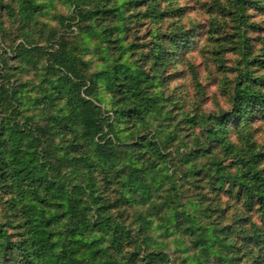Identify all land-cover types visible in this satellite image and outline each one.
Segmentation results:
<instances>
[{"label":"trees","instance_id":"obj_1","mask_svg":"<svg viewBox=\"0 0 264 264\" xmlns=\"http://www.w3.org/2000/svg\"><path fill=\"white\" fill-rule=\"evenodd\" d=\"M67 2L72 16L61 23L77 21L104 45V68L87 81L63 35L57 47L54 34L35 41L45 4L0 0V35L10 19L31 40L10 49L13 59L0 53V264H173L169 248L178 264H264V141L251 129L264 123V21L248 19V10L264 17V0H215L236 26L223 35L211 24L214 61L235 77L231 110L212 116L176 99L164 109L144 87L168 83L176 52L194 39L177 0ZM249 29L261 32L254 44ZM222 51L238 55L233 68ZM11 60L27 71L41 63L40 95L7 84ZM98 82L123 130L94 104ZM234 118L236 140L224 128Z\"/></svg>","mask_w":264,"mask_h":264},{"label":"rangeland","instance_id":"obj_2","mask_svg":"<svg viewBox=\"0 0 264 264\" xmlns=\"http://www.w3.org/2000/svg\"><path fill=\"white\" fill-rule=\"evenodd\" d=\"M6 1L2 0L3 6L6 7ZM36 3L45 4L43 7V12L39 16L38 21L43 23L37 24V29L42 35L37 39L38 30L32 31L35 35V41H39V46H45L48 41H46L47 36L54 34L52 39V44L57 47L60 43V38L63 35L64 38L69 43V48L73 53L81 58L86 68V74L83 73L82 77L87 81L92 75L104 68V62L102 60V49L104 48L103 43H100L97 38L85 36L81 33L82 24H78L77 21L67 23L64 21L61 23L62 18H67L72 16L73 6L67 2V0H35ZM177 6L186 9V14L182 19V22L187 26L194 24L197 29H195V36L191 44L187 49L176 52V59L173 61L174 66L172 67L170 74L172 78L166 84L158 81V86H151L153 81L144 87L147 88V95L151 98H157L160 100L161 106L168 107L174 106V103H182V108L188 112L190 115H220L222 112H228L231 110V94L234 86L235 75L230 72L222 73L218 63L215 60L213 52L219 50L220 42L216 41V36L213 34L210 37V30L214 31V25L219 24L223 28V35H230L236 24L231 21V16L225 15V13L218 12L215 0H177ZM249 22H254L256 27H261L264 21V17L254 10H248ZM11 20H6L7 32L3 38L0 35V53L5 50L10 59H13V53L10 49L15 50V48L22 44V38L26 35L19 33L16 30L18 26L17 23L11 24ZM85 25V23H83ZM147 29V24L140 27L138 30V35L135 36L139 43H144L143 37H146L145 30ZM23 30V29H21ZM37 32V33H36ZM133 33V30L132 32ZM261 32L253 33L250 29L248 30V35L252 37L251 43L254 44V40L257 36L261 35ZM259 34V35H258ZM21 36V37H20ZM27 37V36H26ZM28 38V37H27ZM131 41H135L132 39ZM28 40H30L28 38ZM45 40V41H44ZM48 40V39H47ZM31 41V40H30ZM36 41V42H37ZM34 45V44H33ZM36 46V45H35ZM38 46V45H37ZM230 45L226 44L225 47ZM14 48V49H13ZM105 56V55H104ZM222 58L224 59L223 64L226 68H233L238 60V55L236 52L222 51ZM106 57H109L106 55ZM11 65L14 70L11 71V77L7 84L9 86H18V89L22 92L24 96L36 97L40 95L41 90L46 87L42 84V68L41 63L37 66L32 67L30 70H25L23 68L22 62L20 60H11ZM110 63V62H109ZM197 72V78L193 77L192 70ZM201 84L202 86H199ZM86 86H82L80 92L83 94ZM95 97L93 99L94 104L99 108L102 115L107 119L108 124L116 123V129H121L125 127L124 121L115 120L114 117V96L107 91L105 85L98 82V87L95 89ZM171 92L174 96L171 95ZM178 103H177V101ZM176 112V111H175ZM178 121L179 119L176 118ZM238 120L234 118L232 121L225 124V131L229 132L230 135L234 134L232 139L236 140L239 132L243 133L242 127L236 129ZM244 123V122H243ZM188 128L185 132H196L199 128L186 127ZM249 129V128H247ZM252 131H254V138L258 142L264 141V123L261 121H255L251 125ZM235 131H238L236 134ZM106 132V130H105ZM13 231H16L13 229ZM166 252L170 256V260L173 264H178L176 259L177 253L172 249H166ZM184 264H191V262H186Z\"/></svg>","mask_w":264,"mask_h":264}]
</instances>
